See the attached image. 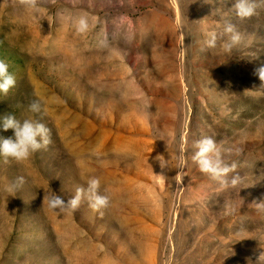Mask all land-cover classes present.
<instances>
[{"label":"rangeland","instance_id":"1","mask_svg":"<svg viewBox=\"0 0 264 264\" xmlns=\"http://www.w3.org/2000/svg\"><path fill=\"white\" fill-rule=\"evenodd\" d=\"M233 3L38 0L29 11L0 0V59L16 78L0 92V119L41 120L52 140L21 162L0 156V264H264V213L252 205L264 200V88L254 74L264 0L246 19ZM81 14L84 34L73 25ZM225 22L242 36L231 51ZM204 137L236 163L227 177L238 175L236 186L192 159ZM19 176L24 185L7 192ZM92 177L106 208L82 198L60 212L43 199L54 191L67 202Z\"/></svg>","mask_w":264,"mask_h":264},{"label":"clouds","instance_id":"2","mask_svg":"<svg viewBox=\"0 0 264 264\" xmlns=\"http://www.w3.org/2000/svg\"><path fill=\"white\" fill-rule=\"evenodd\" d=\"M19 4L29 11H38V0H18ZM236 16L241 19L250 18L255 14L257 4L255 0H234L232 5ZM94 19V18H93ZM73 25L77 33L84 34L89 31L90 23L87 14H81L73 21ZM226 37V39H224ZM223 39V48L226 51H231L233 47L241 42L242 36L237 31L235 25L230 22H225L223 32L220 35ZM217 34L211 32L208 34V39L205 41L209 48L216 47ZM254 74L259 77L262 82L260 88H264V65L257 67ZM16 85V78L9 72L8 64L0 59V92L5 95L11 88ZM29 110L32 113H41V103L39 100H33L29 104ZM0 128L5 132L12 130V135L8 137H0V156L5 160L9 159L21 162L29 159L34 153L41 149H46L51 143V129L41 120L26 118L18 119L14 114H6L0 119ZM197 151L192 159L197 163L201 172L207 174L210 179L218 181L222 186H236L239 183V176H233L231 180L227 179L230 172H234L237 165L235 162L226 163L221 155V150L215 140L211 137H204L196 142ZM184 162L183 155L180 157L181 165ZM25 183L23 176L17 177L14 182H11L6 191L14 193L21 188ZM100 180L92 177L87 181V187H77L75 195L65 202L63 197L56 192L51 191L47 197L48 206L52 210L60 212L69 209L75 210L78 208L82 198H86L89 206L95 210L106 208L109 205L108 195L101 194ZM252 205L258 213H264V200L260 202L253 201ZM258 260H264V252L258 257Z\"/></svg>","mask_w":264,"mask_h":264},{"label":"bare ground","instance_id":"3","mask_svg":"<svg viewBox=\"0 0 264 264\" xmlns=\"http://www.w3.org/2000/svg\"><path fill=\"white\" fill-rule=\"evenodd\" d=\"M97 86V84H95Z\"/></svg>","mask_w":264,"mask_h":264}]
</instances>
